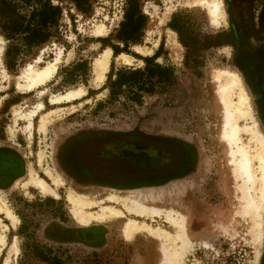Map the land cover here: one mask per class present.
Listing matches in <instances>:
<instances>
[{
    "label": "rangeland",
    "instance_id": "obj_1",
    "mask_svg": "<svg viewBox=\"0 0 264 264\" xmlns=\"http://www.w3.org/2000/svg\"><path fill=\"white\" fill-rule=\"evenodd\" d=\"M125 1L92 0L88 14L78 12L68 2H60L62 16L57 39L25 57L15 72L5 67L3 54L8 42L0 33L3 47L0 146L17 152L23 164L20 176L0 186V194L18 218L15 225L4 211L0 212L3 223L0 234L6 236V245L0 247V264L156 262L159 257L157 240L146 234L127 240L122 232L123 219L94 220L89 224L74 220L67 198L70 188L97 199L109 193L137 195L161 209L154 219L135 217L137 222L148 223L153 228L160 225L174 235L178 233V226L167 220V209H174V217L177 211L187 213V231L193 242L184 247L177 238L175 244L185 264H256L251 220L238 210L241 191L233 177L227 147L219 140L222 115L214 79L220 67L239 73L250 97L254 119L264 132V0H221L224 18L220 24L215 23L210 13L214 0H139L141 11L147 16L142 40L126 51H119L134 57L132 64L117 63L119 53L114 54L112 50L104 80L94 85L92 75L96 57L111 48L109 44L123 45L116 39V28L122 20ZM176 12H185L192 24L188 48L167 25ZM100 24L108 29L102 36L96 34ZM156 41L157 46L154 45ZM137 46L145 53L138 52ZM60 49L62 54L50 81L33 90H23L25 68L28 65L42 68L55 60ZM82 60L86 62V74H81L74 83L64 81L73 65ZM156 64L168 71L162 73L156 69L149 73V79L143 75L139 82H151L143 89L137 88V83L111 85L121 68L142 70ZM78 87L85 88L81 97L69 102H51L52 95ZM233 98L237 100V94ZM40 101L44 107L37 111ZM30 111H36L31 131L27 117ZM18 112L22 116H16ZM43 115H48L49 119L46 132L39 129ZM240 124L242 142L255 147L250 131L253 121L244 117ZM133 127L193 140L200 154L197 174L158 186L116 190L76 187L57 168L55 152L66 135L95 128L123 131ZM29 165L53 189L55 187L57 195L43 194L28 180ZM47 170L52 173L47 174ZM54 172L63 180L58 187L53 182ZM104 205H115L132 218L122 204L109 201L88 210L96 214ZM90 228L96 230L95 239L89 235ZM16 239L18 251L13 248ZM260 249L257 264H263L264 236Z\"/></svg>",
    "mask_w": 264,
    "mask_h": 264
},
{
    "label": "bare ground",
    "instance_id": "obj_2",
    "mask_svg": "<svg viewBox=\"0 0 264 264\" xmlns=\"http://www.w3.org/2000/svg\"><path fill=\"white\" fill-rule=\"evenodd\" d=\"M211 3L210 13L213 16L215 23L220 24L224 18L222 12V1L214 0ZM160 21H162V18H160ZM107 30V26L100 24L96 27V34L98 36L105 35ZM157 44L158 41H156L154 45L157 46ZM136 49L140 53H145V50L140 46H137ZM2 50L3 47L0 45V58ZM61 54L62 51L60 49L55 60L50 61L42 68H37L35 65H28V67L25 68L26 72L23 76L24 86H22V89L26 91L33 90L39 85L47 83L48 80L50 81L56 71ZM111 55L112 49L106 48L102 53H99V56L94 60L92 75V83L94 85H97L104 80L105 73L109 67ZM133 59L134 57L130 56L129 54L121 52L117 55L116 61L117 63H125L130 65L132 64ZM40 60L41 57L39 56L38 62ZM214 81L217 92V102L222 115L219 140H221L227 147V156L233 177L238 189L241 191V196L238 198V210L248 215L250 217L249 219L251 220L250 232L256 251L255 262L257 264L261 254L260 248L264 236V132L260 128L259 122L254 119L250 97L243 85L239 73L232 69L220 67L216 70ZM222 82H224V84H222ZM84 93V87L70 88L63 94L60 93L52 95L51 102H69L81 97ZM40 94L43 95L44 93L41 92ZM235 94H237V100H234L233 98ZM43 107L44 104L42 101H40L37 104V111L41 110ZM35 113L36 111H30L29 114L27 113V117L29 119L28 127L30 128V131L33 126V118ZM16 116L22 115L18 112ZM244 117L250 118L253 121L250 131L252 133L251 139L253 138L256 142L255 147L244 144L240 138V132L242 130L240 121L244 119ZM48 123V115H43L40 119L39 129L43 132H46ZM41 161L42 155L39 156V163H41ZM29 171L30 177L28 180L37 186L43 192V194L51 193L57 195L55 187L53 189L49 183H47L38 175L36 170L31 165H29ZM51 173V171L47 170V174ZM52 177L56 187L63 183L61 177L55 172L53 173ZM21 186L23 187V185ZM67 198L69 201L71 214L73 215L74 220L77 222L89 224L94 220L101 221L123 219L122 232L127 240L133 239L138 234H146L157 240L159 257L156 262L154 261V264H180V261H183L182 264H185L183 257L180 251L176 249L175 244L177 238L181 240L184 247H189L190 243L193 242L190 239L187 231V213L185 214L182 211H177V214L174 217V209H167V220L171 223L174 222L178 226V233L174 235L172 231L160 225H157L155 228H153V226L148 223L143 222L140 224L137 222L135 217H142L144 219L152 220L156 215H160L161 212L160 207L146 203L145 200H142L137 195L118 196L114 193H109L105 195L104 198L97 199L96 197H92L87 193L70 188ZM105 201L122 204L123 209H126L132 218L127 217L124 211L115 205L101 206V211L96 214L88 210L94 206L101 205V203ZM1 211H4L6 216L9 217L15 225H17L18 218L16 214L0 194V212ZM2 224L3 223L0 218V225ZM5 245L6 236L4 234H0V247H4ZM13 248L15 251H18L17 239L14 242ZM8 260L10 259L8 258Z\"/></svg>",
    "mask_w": 264,
    "mask_h": 264
},
{
    "label": "flooded vegetation",
    "instance_id": "obj_3",
    "mask_svg": "<svg viewBox=\"0 0 264 264\" xmlns=\"http://www.w3.org/2000/svg\"><path fill=\"white\" fill-rule=\"evenodd\" d=\"M55 158L59 171L76 187L121 190L191 178L199 170L200 154L193 140L184 137L138 127L123 131L95 128L66 135ZM88 230L95 239V228Z\"/></svg>",
    "mask_w": 264,
    "mask_h": 264
},
{
    "label": "trees",
    "instance_id": "obj_4",
    "mask_svg": "<svg viewBox=\"0 0 264 264\" xmlns=\"http://www.w3.org/2000/svg\"><path fill=\"white\" fill-rule=\"evenodd\" d=\"M64 1L82 14L91 11L92 0H57L56 3L53 0H0V33L8 42L3 58L9 72H15L23 59L33 55L36 49L57 39L62 16L60 2ZM23 8H26L24 12ZM146 24L147 16L141 11L139 0H126L122 20L116 28V39L123 45L119 47L109 44L113 53L126 51L130 45L140 43ZM167 25L177 33L180 43L188 48L192 24L187 14L173 13ZM86 69L84 60L75 63L64 81L74 83L81 74H86ZM156 69L162 73L168 71V68H161L157 64L142 70L121 68L116 79L111 81V85L120 87L137 83V88L143 89L146 83L151 82L143 84L139 79L145 74L146 79H149L151 77L149 73ZM22 172V159L17 152L8 147H0V186L20 176Z\"/></svg>",
    "mask_w": 264,
    "mask_h": 264
},
{
    "label": "crops",
    "instance_id": "obj_5",
    "mask_svg": "<svg viewBox=\"0 0 264 264\" xmlns=\"http://www.w3.org/2000/svg\"><path fill=\"white\" fill-rule=\"evenodd\" d=\"M0 147H5V146L2 145V146H0Z\"/></svg>",
    "mask_w": 264,
    "mask_h": 264
}]
</instances>
